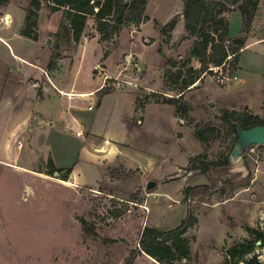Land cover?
I'll use <instances>...</instances> for the list:
<instances>
[{
    "label": "rangeland",
    "instance_id": "374dc122",
    "mask_svg": "<svg viewBox=\"0 0 264 264\" xmlns=\"http://www.w3.org/2000/svg\"><path fill=\"white\" fill-rule=\"evenodd\" d=\"M29 6L30 0H11L0 8V264H246L227 262L228 250L250 238L248 226L264 230V145L257 147L258 163L245 155L237 166L251 171L248 187L231 197L215 194L207 201H192L198 223L184 234L187 257L165 263L138 250L146 225L165 230L178 226L189 211L185 188L208 182L199 169H190V157L201 154L217 161L232 153L236 133L222 119V110L264 112V43L244 46L232 81L221 85L208 73L186 91L185 115L153 96H178L187 70L194 73L201 67L191 53L195 36L185 28L182 0H148L149 20L126 23L106 35L90 16L78 41L65 17L67 7L46 1L38 11V39L21 35ZM229 20L230 33L240 35V12H231ZM263 35L264 0L245 36L249 41ZM39 67L49 74L59 71L66 81L74 80V68L79 69L78 90L105 81L106 75L136 82L137 87L107 80L111 91L132 90L146 102L144 107L136 103L137 121L142 122L147 109L145 125H136L137 140L112 142V149L104 144L93 148L103 142L51 129L39 106L48 112L63 99L69 106L71 99L57 92L59 99L53 88L46 91L41 81L36 84L33 79L43 76ZM71 101L84 117L97 111L87 109L96 108L90 100ZM198 123L217 127L208 143L196 137ZM46 138L50 142H41ZM49 149L55 165L72 167L70 173L50 171ZM150 180L155 181L153 188H147ZM253 256L264 264V239L245 259Z\"/></svg>",
    "mask_w": 264,
    "mask_h": 264
},
{
    "label": "trees",
    "instance_id": "16d2710c",
    "mask_svg": "<svg viewBox=\"0 0 264 264\" xmlns=\"http://www.w3.org/2000/svg\"><path fill=\"white\" fill-rule=\"evenodd\" d=\"M11 0H0V8L6 6ZM46 1L51 6L67 7L65 17L69 22L72 36L78 41L85 30L88 18L94 16L99 23V30L103 35L110 29L117 32L122 25L129 22H145L149 20L146 13L148 0H30V6L26 8V16L20 34L38 39L39 33L36 25L38 23V11ZM262 0H182L185 28L195 40L191 47V53L197 57L201 67L193 73V69L187 70L188 76L178 96L163 97L160 100L156 92L153 96L156 102L168 103L176 106L177 111H188V103L183 101L186 91L197 87V81H201L206 74L213 75L212 66H222L225 73L234 77L239 68L241 52L246 45V36L250 33L252 23ZM97 7V9H96ZM237 10L242 16L241 34L231 37L229 33L228 13ZM244 34V35H243ZM232 54L230 59L228 56ZM223 85V84H221ZM111 91V87L104 86L98 90L102 97ZM146 99L149 100L148 96ZM142 99H137V105L144 107ZM222 119L227 122L235 131L238 139L237 123L248 129L257 125H264V116L255 114L248 109L240 112L236 109H223ZM218 129L215 125L196 124L195 135L202 143L215 136ZM201 154L191 156L189 159L190 169H199L207 181L203 184L190 185L184 190V201L188 204L189 211L178 226L165 230L155 226H145L140 239V249L152 256L157 257L161 262L171 263L178 257L189 255V242L184 234L191 227L198 223V217L191 209L192 201L199 197V201H207L218 194L219 197H231V193L241 187H248L251 184L252 173L249 170L247 175L232 171L233 163L231 154L225 155L220 160L212 161L202 159ZM49 164L53 167L51 172L66 171L70 173L72 167H57L52 158ZM227 194H230L227 196ZM250 238L236 242L228 250L227 262L232 259L243 260L246 264H262L257 256L245 259L251 253L254 245L259 239H264V230H258L252 226L247 227ZM90 233V232H89ZM135 253H132V257ZM167 259H166V258ZM235 261V262H236Z\"/></svg>",
    "mask_w": 264,
    "mask_h": 264
},
{
    "label": "crops",
    "instance_id": "0c3cea01",
    "mask_svg": "<svg viewBox=\"0 0 264 264\" xmlns=\"http://www.w3.org/2000/svg\"><path fill=\"white\" fill-rule=\"evenodd\" d=\"M261 6H262V1L260 4V7ZM260 7L257 10L255 19L252 23V28H253V24L255 23L257 19ZM233 11H237V10H233ZM231 12L228 13V19H229V15L231 14ZM229 27H230V20H229ZM229 33H230V29H229ZM230 36L236 37L235 35H232L231 33H230ZM4 42L10 48V44L6 40H4ZM254 43H257V44L264 43V35L261 37L246 41V46H248L249 44H254ZM18 57H21V56H18ZM23 57H21V59H23ZM239 67H240V64H239ZM39 68H40V71H42L43 76L41 79L40 78L33 79L36 84L40 83L41 81L46 91H48V89L50 88L51 89L53 88L52 90H55L56 93L59 92L61 93L60 95L62 97L66 96L71 100H74L76 97L80 101L90 100L95 103L96 108H92V105H88L87 109L89 111H93L97 109L94 115L84 117L80 113L81 108L79 106H76L75 102L72 103L71 100L68 103L69 106H67L65 104L66 101H64L63 99V104L58 103L56 105L58 107H56L54 110H51L52 108H50L48 109L49 110L48 112H46L44 108L39 106L40 108L39 115L41 114L43 116L41 118L48 120V125L51 126V129L59 128L60 133L64 136H70L72 134L74 136H78L81 138L86 137V139H89L88 142H103V143H94L95 145L93 148H99L98 146H103L104 144L107 149H112L113 147L110 145V143L112 142H135L137 140L136 135H135V132H137L136 125H140L142 127L145 125L147 109L144 110L142 122L140 119H138L137 121L136 120L137 97L134 91L114 90L100 97L98 94V90L105 82L104 80L102 81V79L100 83H98L97 85L93 87L80 89V90L76 89L77 88L76 87V76L79 73V69H77L78 67L76 69L74 68V72H73L74 80L72 81L71 80L66 81L65 77L63 79L59 71H52L49 74L46 72V70H43V68L41 67ZM60 71L62 72L63 70L60 69ZM237 72H236V75H237ZM45 74L47 76V79L44 76ZM236 75L233 79L237 77ZM60 95H58V97ZM227 109H229V107ZM232 109H235V108H232ZM248 109H251V108L248 107ZM251 112L255 114H260L261 116L264 113V112H261V113L255 112L253 111V109H251ZM84 131H85V134L83 135L82 132ZM87 131L90 132V134L88 135L89 137H87L86 135ZM48 140L49 138H46L45 141L42 140L41 142H50ZM85 141L87 142V140ZM91 146L92 145H90V147ZM117 150L120 151V149L118 148ZM49 151L51 153L53 161H55L54 160L55 155H54L53 150L49 149Z\"/></svg>",
    "mask_w": 264,
    "mask_h": 264
},
{
    "label": "water",
    "instance_id": "95a60500",
    "mask_svg": "<svg viewBox=\"0 0 264 264\" xmlns=\"http://www.w3.org/2000/svg\"><path fill=\"white\" fill-rule=\"evenodd\" d=\"M8 22L10 21L9 17ZM213 105V102H210ZM237 125L238 130V139L234 145V148L231 153L232 163L235 165L233 167V172H243L244 175H247L248 170L246 168L237 166L243 163L245 157V149L253 144L264 145V125H257L252 128L245 129L240 124ZM244 166V165H243ZM246 170V172H245ZM56 174H59V171H56ZM155 185L154 180H150L147 183V188H153Z\"/></svg>",
    "mask_w": 264,
    "mask_h": 264
},
{
    "label": "built area",
    "instance_id": "2783aa9c",
    "mask_svg": "<svg viewBox=\"0 0 264 264\" xmlns=\"http://www.w3.org/2000/svg\"><path fill=\"white\" fill-rule=\"evenodd\" d=\"M5 22L7 23L8 22V18L6 17L5 18ZM233 55L232 54H230L229 56H228V58L227 59H230L231 57H232ZM222 68V66H212L211 67V69H213V71H214V74L211 76L216 82H218L219 84H225V81L226 82H228V81H230V80H232L234 77H230L227 73H223L221 70ZM220 69V70H219ZM108 79H114V82H113V85H118L119 83H125V84H128V85H134V86H138V84H136V82L134 83L133 81H131V80H122V79H119V78H117V77H111L110 75H106L105 76V86H108L107 84V80ZM20 142V146H22V140H20L19 141ZM259 145H257V144H253V145H251V146H249V147H247L246 149H245V152H244V156L245 155H248V156H250V157H252V158H254V160L258 163V159H257V147H258ZM256 155V156H255Z\"/></svg>",
    "mask_w": 264,
    "mask_h": 264
},
{
    "label": "bare ground",
    "instance_id": "6f19581e",
    "mask_svg": "<svg viewBox=\"0 0 264 264\" xmlns=\"http://www.w3.org/2000/svg\"><path fill=\"white\" fill-rule=\"evenodd\" d=\"M2 39V38H1ZM198 82H196V84H197Z\"/></svg>",
    "mask_w": 264,
    "mask_h": 264
}]
</instances>
